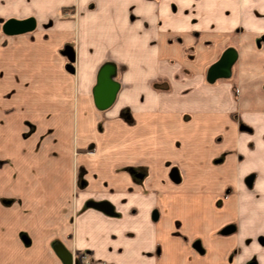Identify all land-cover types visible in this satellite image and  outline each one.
Segmentation results:
<instances>
[{
  "label": "crops",
  "instance_id": "1",
  "mask_svg": "<svg viewBox=\"0 0 264 264\" xmlns=\"http://www.w3.org/2000/svg\"><path fill=\"white\" fill-rule=\"evenodd\" d=\"M170 3L264 32V0H0L35 23L0 33V264H264V64L173 82Z\"/></svg>",
  "mask_w": 264,
  "mask_h": 264
},
{
  "label": "rangeland",
  "instance_id": "2",
  "mask_svg": "<svg viewBox=\"0 0 264 264\" xmlns=\"http://www.w3.org/2000/svg\"><path fill=\"white\" fill-rule=\"evenodd\" d=\"M207 5L208 3L205 5L207 16L198 22L199 12L197 13V9L193 7V4L188 8L179 9L174 3H170L168 9L166 8L165 10L167 12L166 17H169L168 22L171 20L170 13L179 14L182 12L187 17V25L184 24L182 27L181 25H177L176 27L173 26L175 28L171 27L170 31L162 32L166 23L158 18L155 22L156 27L153 26V29L157 31V37L150 41V46L157 48V51L175 52L171 55H164V60H159L158 65L161 67V73H173V82L177 81L179 83L185 81L186 79H190L193 82L198 81L199 79L206 81L205 73L207 67L219 57L225 47L233 46L237 49L240 55L235 65L232 67L233 70L231 76L225 79L222 85L230 86L232 92L236 93L238 91L239 93L241 87L238 83L241 82L244 72H239L237 65H242L245 60H248L249 63H253L254 65L264 64V39H260L256 33L254 35L255 37L251 38L250 33H243L244 31L240 29L241 26L232 22H225V30L211 31L214 29L215 23L211 22L213 17L211 16L210 7ZM89 6L92 7L93 4L90 3ZM70 10L71 7H65V10L63 11L60 9L61 14L64 12H68L70 14ZM133 18L134 15L132 14L130 17L131 22H133ZM1 24L0 33H2ZM145 24L147 23L142 22V25ZM199 27H201L200 30H198ZM236 27L240 30H234ZM43 28L45 30V37H52V35H50L51 32H48V25H45ZM193 32H196L197 35L192 34ZM63 46H68V44ZM67 63L72 64V61L69 62L68 60ZM182 64L188 65L189 68H184L185 71L183 72L179 71L177 67ZM168 65H173L172 67L174 68L172 69V72L170 71L171 68H167ZM109 68V75L107 74L106 76H108V81L109 79L113 81L110 76L113 72L112 70L115 68L111 66ZM116 72H118V69H116ZM253 76V81L260 82L261 85L264 86V74L261 73V71L254 73ZM104 80L105 79H103L102 82ZM87 259L88 258L85 255H81L78 260L81 264H90ZM95 264L104 263L96 262Z\"/></svg>",
  "mask_w": 264,
  "mask_h": 264
},
{
  "label": "water",
  "instance_id": "3",
  "mask_svg": "<svg viewBox=\"0 0 264 264\" xmlns=\"http://www.w3.org/2000/svg\"><path fill=\"white\" fill-rule=\"evenodd\" d=\"M35 26L32 17H26L23 19L8 18L5 19L1 24V31L5 35H16L20 33H25L33 30ZM237 57V52L228 47L224 49L217 60L211 63L206 71V80L208 82H213L215 79L227 78L230 74L231 65L234 63ZM72 58H69V62ZM65 69L69 72L73 71L71 63L65 65ZM229 230L226 229V232Z\"/></svg>",
  "mask_w": 264,
  "mask_h": 264
},
{
  "label": "flooded vegetation",
  "instance_id": "4",
  "mask_svg": "<svg viewBox=\"0 0 264 264\" xmlns=\"http://www.w3.org/2000/svg\"><path fill=\"white\" fill-rule=\"evenodd\" d=\"M240 29L243 31V28L242 27H240ZM239 28H235L234 30H240ZM238 32V31H237ZM236 32V33H237ZM192 34H194V35H197L196 34V32H193ZM258 35V37H260V39H264V32H260L259 34H257ZM228 47H231V48H233L236 52H237V57H236V60L234 61V63L231 65V68H230V74H229V76L227 77V78H229L230 76H231V74H232V67L235 65V63L237 62V60H238V51H237V49L236 48H234L233 46H227V47H225L224 49H226V48H228ZM223 49V50H224ZM222 50V51H223ZM221 54V53H220ZM217 60V59H216ZM213 63V62H212ZM208 68V67H207ZM206 71H207V69H206ZM227 78H219V79H227ZM205 80H206V73H205ZM215 80H218V79H215ZM214 80V81H215ZM213 81V82H214ZM206 83H213V82H208L207 80L205 81ZM239 92H240V90H239ZM236 95H240V93H238V91L236 92ZM239 127L241 128V129H246V130H249V127L247 126V125H245L244 123H242L241 121H239ZM253 175H248V176H246L245 177V179H244V183L245 184H247L248 186L251 184V177H252ZM230 228H231V226H230ZM227 229H229V227L227 228Z\"/></svg>",
  "mask_w": 264,
  "mask_h": 264
},
{
  "label": "trees",
  "instance_id": "5",
  "mask_svg": "<svg viewBox=\"0 0 264 264\" xmlns=\"http://www.w3.org/2000/svg\"><path fill=\"white\" fill-rule=\"evenodd\" d=\"M63 10H65V7H62V8H61V11H63ZM226 229H227V228H226ZM226 229H224L222 232H226V231H225Z\"/></svg>",
  "mask_w": 264,
  "mask_h": 264
}]
</instances>
